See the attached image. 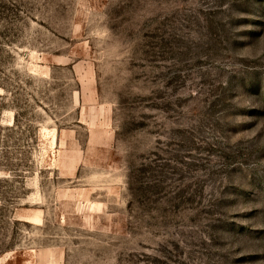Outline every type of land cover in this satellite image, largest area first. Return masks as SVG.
Masks as SVG:
<instances>
[{
    "label": "rangeland",
    "instance_id": "1",
    "mask_svg": "<svg viewBox=\"0 0 264 264\" xmlns=\"http://www.w3.org/2000/svg\"><path fill=\"white\" fill-rule=\"evenodd\" d=\"M0 264H264V0H0Z\"/></svg>",
    "mask_w": 264,
    "mask_h": 264
}]
</instances>
